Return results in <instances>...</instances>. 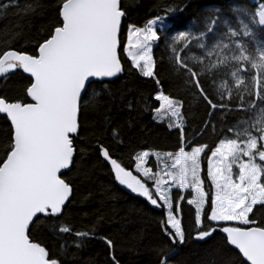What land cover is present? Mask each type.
<instances>
[{"label":"trees","instance_id":"obj_1","mask_svg":"<svg viewBox=\"0 0 264 264\" xmlns=\"http://www.w3.org/2000/svg\"><path fill=\"white\" fill-rule=\"evenodd\" d=\"M264 2V0H261ZM60 0H0V56L5 51L35 52L38 43L57 24ZM125 15L121 33L122 74L112 81L89 86L90 106L81 119L87 128L76 139L84 149L76 164L62 177L74 191L62 215H41L31 225L30 239L49 249L62 264H157L161 249L168 264H249L226 242L225 226L207 219L212 186L207 176L211 151L220 139L250 123L264 121V25L258 20V4L252 0H120ZM162 17L158 41L153 47L154 76L145 78L123 51L130 25L145 27L149 19ZM183 34V35H181ZM177 37H180L179 39ZM30 77L17 71L0 79V94L30 102L24 95ZM217 104L210 109L196 91V83ZM257 85L259 95H256ZM180 101L184 138L179 127L159 121L157 93ZM223 104L226 107L221 108ZM115 131V135H113ZM9 121L0 114V158L9 143ZM109 147L113 159L126 170L135 168V157L144 150L178 152L205 145L202 179L208 192L202 224L195 225V206L189 196L180 203L185 241H169L161 230L166 209L156 208L143 197L121 188L110 164L98 158L97 145ZM2 162V160H0ZM149 164L155 167L154 158ZM150 184L151 182H147ZM264 205L253 206L249 219L261 226ZM68 228L64 232L62 229ZM216 229L204 240L195 233ZM76 232H87L78 237ZM111 239L114 248L105 243Z\"/></svg>","mask_w":264,"mask_h":264},{"label":"snow or ice","instance_id":"obj_2","mask_svg":"<svg viewBox=\"0 0 264 264\" xmlns=\"http://www.w3.org/2000/svg\"><path fill=\"white\" fill-rule=\"evenodd\" d=\"M124 15L120 0H60L57 24L38 43L34 53L9 50L0 56V75L17 68L30 75L24 89L30 102L0 94V113L6 114L10 128L9 143L4 157L0 158V264H62L59 258L50 255L48 248L30 239V225L40 222L38 214L62 215L66 202H70L74 185L62 178L61 170H71L70 166L76 164V155L85 154L76 145V139L87 131L81 115L91 102L89 78H111L123 71L120 26ZM161 19L159 16L149 19L144 28L135 30L139 37L135 45L138 54L128 52L127 45L123 46L132 65L145 78L154 76L150 52L152 42L159 39L154 26ZM132 35L130 32L129 41ZM195 83L196 91L209 108L216 109L217 104L205 94L204 87L199 81ZM257 89L256 95L260 96L258 85ZM154 99L162 102L156 111L166 108L180 120V101L163 93H157ZM176 126L183 141V121ZM257 131L259 138L246 131L247 138L243 140L220 139L211 151L207 168L213 188L207 219L241 225L225 226L221 230L227 234L226 242L235 246L250 264H264V218L261 226H248L256 225V220L249 219L253 206L264 205V164L256 162L257 157L264 161V143L258 147V139L264 141V128ZM205 147L198 145L185 151L181 146L174 157L180 165L179 172L167 173L178 188L191 187L195 192L187 203L195 205L197 228L202 224L207 195L200 176V154ZM97 152L98 158L110 164V171L120 185L145 198L151 206L159 208L162 202L166 221L161 223V230L169 241L183 243L185 232L179 218L180 207L178 202L173 205L171 186H165L167 181L160 173L151 174L143 166L149 152L141 151L135 157V168L144 179L113 159L109 147L99 144ZM233 164L239 169L235 178ZM145 180L153 181L152 185ZM215 230L197 231L194 238L204 240ZM88 235L76 232L78 237ZM105 243L110 250L114 248L111 239ZM158 256L163 258L157 264H168L166 250L161 249ZM110 264H119V261L111 256ZM220 264H231V260L224 259Z\"/></svg>","mask_w":264,"mask_h":264},{"label":"rangeland","instance_id":"obj_3","mask_svg":"<svg viewBox=\"0 0 264 264\" xmlns=\"http://www.w3.org/2000/svg\"><path fill=\"white\" fill-rule=\"evenodd\" d=\"M252 1L257 2V4H258V10H257L258 20H259L261 25H264V2H262L261 0H252ZM164 24H165L164 20L161 19V20L157 21V24L154 27L157 30L158 28H162L164 26ZM137 28H141V27H136V26L130 25L128 27V30H127L126 45H127V48H128V52H131L132 54H138V52H139V49L135 46L137 44V40L139 38L135 34V30ZM130 32L133 33V35L131 36V39L129 41V33ZM142 35L143 34L141 33L140 36L142 37ZM152 44H153V47H154V45L156 44V41H153ZM153 47H152L151 52H150L151 55H152ZM141 64H142V62H141ZM153 65H154V62H153ZM159 102H160V104L162 103L161 101H159ZM155 117L159 121H166L169 125H171V127H175V128H177L176 125L180 123V120L183 121L181 114H180V120H177V118L173 117L171 115V113L166 108H160L159 111H155ZM258 128H264V121L258 120V121H255L253 123H250L246 127L244 126L242 128V130L235 131L233 133L232 137H227L225 139H238V140L246 139L247 137L244 135V133L246 131L247 132H251L253 135H256L257 138H259V132L257 131ZM262 143H264V141H259V139H258V147ZM195 146H198V145H194L192 147H195ZM191 148L186 150L185 147H184L185 151H190ZM144 151H148L149 152V156L146 158L143 166L148 168V169H150L151 170V174L160 173V175L163 177V179L165 181H167V184L165 186H169V185L171 186L170 187V197L172 199L174 207L177 204V202L179 203V207H180V203H181V201H182V199L184 197L189 196V200H190L195 195V192L192 190L191 187H188V188H185V189H180V188L177 187L175 181L174 180H170L168 178V176H167V173H169V172L175 174V173H178L179 170H180V165H178L176 163L175 158H174L176 152L175 153H172V152H157V151H151V150H144ZM169 154H171V155H169ZM203 154H204V152H202L200 154V165H201L200 176H201V179H202V173H203V166H202ZM151 158H154L155 167H153L152 165L149 164V161H150ZM243 159L247 160V157H243ZM256 162L260 163V164H263L262 161H260L258 157L256 158ZM232 170H233V174H234V178H235V176L238 175V172H239V169H238L236 164H233ZM136 171L139 174V176H137V177L141 178V179H144L143 174L141 172H139V170H137V169H136ZM146 181L147 182H151L150 184H148L149 186H151L152 183H153V181H149V180H146ZM202 181H203V179H202ZM262 182H264V181H262ZM210 184H211V181H210ZM202 187H203V190L206 192V189L204 187V183L202 184ZM212 191H213V188H212ZM206 194L207 195H206L205 205H204V207L202 209V218H203V214H204L205 208L207 206L208 192H206ZM179 218H180V212H179ZM215 223H218V224H228V223L237 224L236 222H215ZM237 225H239V224H237Z\"/></svg>","mask_w":264,"mask_h":264},{"label":"water","instance_id":"obj_4","mask_svg":"<svg viewBox=\"0 0 264 264\" xmlns=\"http://www.w3.org/2000/svg\"><path fill=\"white\" fill-rule=\"evenodd\" d=\"M123 18H124V16L122 17V22H121V26H120V37H121V33H122V28H123ZM17 71H22L23 72V70L22 69H19V68H17V69H15V70H10L8 73H6V74H2V75H0V79H2V78H4V77H6L7 75H10V74H13V73H15V72H17ZM24 73V72H23ZM27 76H29L30 77V75L29 74H27V73H25ZM122 74V72L121 73H119V74H117V76H115V77H111V78H89L91 81H92V83L93 82H95V81H112V80H115V79H117L120 75ZM87 83V82H86ZM0 114H2V113H0ZM2 115H4V116H6V114H2ZM262 163L264 164V161H262ZM70 168H71V166H70ZM67 171H69V170H61V176L65 173V172H67ZM129 171H131L132 173H133V175H135V173L132 171V170H129ZM63 178V177H62ZM117 183H118V185L121 187V188H123L124 190H126V191H128V192H131V190L130 189H127V187L126 186H124V185H120L119 184V182L117 181ZM66 204H67V202H66ZM62 212H63V210H62ZM41 215H46V214H38V216H41ZM58 215H60V214H57L56 216H58ZM35 219V218H34ZM30 227H31V225H30ZM224 234V236L226 237V233H223ZM230 245V244H229ZM230 246H232V245H230ZM233 248H235V246H232ZM236 249V248H235ZM238 252H239V250L238 249H236ZM242 255V254H241ZM244 258V257H243ZM245 260H246V258H244ZM247 261V260H246ZM248 262V261H247ZM249 264H250V262H248Z\"/></svg>","mask_w":264,"mask_h":264}]
</instances>
